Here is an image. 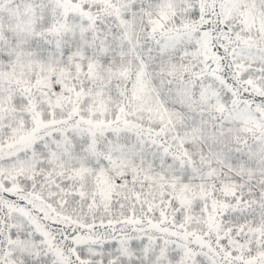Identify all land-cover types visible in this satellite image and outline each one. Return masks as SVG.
<instances>
[{
	"label": "snow or ice",
	"instance_id": "snow-or-ice-1",
	"mask_svg": "<svg viewBox=\"0 0 264 264\" xmlns=\"http://www.w3.org/2000/svg\"><path fill=\"white\" fill-rule=\"evenodd\" d=\"M0 264H264V0H0Z\"/></svg>",
	"mask_w": 264,
	"mask_h": 264
}]
</instances>
